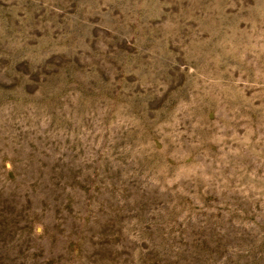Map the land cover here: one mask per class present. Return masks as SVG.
<instances>
[{
    "label": "rangeland",
    "instance_id": "374dc122",
    "mask_svg": "<svg viewBox=\"0 0 264 264\" xmlns=\"http://www.w3.org/2000/svg\"><path fill=\"white\" fill-rule=\"evenodd\" d=\"M0 264H264V0H0Z\"/></svg>",
    "mask_w": 264,
    "mask_h": 264
}]
</instances>
